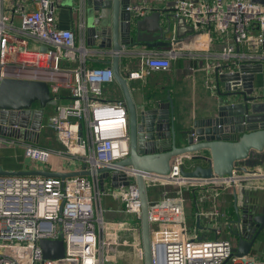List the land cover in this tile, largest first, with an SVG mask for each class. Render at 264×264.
Returning a JSON list of instances; mask_svg holds the SVG:
<instances>
[{
  "label": "built area",
  "instance_id": "built-area-1",
  "mask_svg": "<svg viewBox=\"0 0 264 264\" xmlns=\"http://www.w3.org/2000/svg\"><path fill=\"white\" fill-rule=\"evenodd\" d=\"M62 0H0V80L17 77L47 81L54 98L62 89L70 97L55 106L46 126L52 128L61 147L52 148L0 136L8 144H22L25 156L42 170L70 172L89 170L87 175L0 176V264H116L118 247L130 244L144 262L141 232L142 205L132 168L122 169L130 183L103 192L100 172L130 154L129 112L123 98L107 99L105 87L115 82L111 65L87 66L90 48L86 42V1L79 0L75 28H62L57 9ZM165 1V0H156ZM145 4H129L127 10L145 14ZM174 14L200 32L191 39L172 43L169 49L147 54L136 69H127L130 79H144L146 72L167 71L184 51L203 50L216 33L233 44L223 48L219 61L209 63L205 84L216 89L215 70L238 68L242 63H262L264 69V4L251 0H176ZM230 36V35H229ZM33 41V42H32ZM45 48V50H43ZM104 50V49H100ZM96 52L98 50H95ZM75 53L80 66L63 64ZM122 54V51H121ZM66 66H71L70 69ZM243 90V81L232 90ZM71 156L77 165L62 164ZM181 157H173L168 174H144L149 198L152 264H264V258L237 256L235 239L223 235L227 226L215 225V238L190 231L186 220L184 186H197L200 200L216 198L221 189L239 194L241 188L264 190V175H233L188 178L182 175ZM35 169V170H37ZM175 185L153 192L151 188ZM172 193V194H171ZM102 194L123 205L130 219H109L96 207ZM212 201H214L212 199ZM211 216L224 215L215 204ZM127 234L130 239H122ZM41 239H63L65 256L44 258Z\"/></svg>",
  "mask_w": 264,
  "mask_h": 264
},
{
  "label": "water",
  "instance_id": "water-1",
  "mask_svg": "<svg viewBox=\"0 0 264 264\" xmlns=\"http://www.w3.org/2000/svg\"><path fill=\"white\" fill-rule=\"evenodd\" d=\"M251 1L264 4V0ZM126 6L127 0H90L86 4V9H91L94 16L90 23L86 13V42L91 47L109 49L108 53L113 54L111 66L114 78L121 87L129 112L130 154L118 160L115 168L104 167L99 170L100 189L106 192L107 181L113 189L128 185L130 180L127 173L122 172L123 168H132L137 172L135 177L142 205L141 232L145 258L143 264H152L149 198L144 174H168L172 159L176 156L184 161L181 173L188 178L233 175L236 171L251 172L245 164L250 158H255L254 161L257 162L258 156L264 154V91L260 89L257 80V73L264 69L262 63H242L235 69L226 65L222 72L216 68L215 84L221 97L216 110L205 116L192 117L190 127L186 126L188 117L184 118L182 124H177L174 109L169 102H135L129 80L121 65L123 49H129L125 52L128 57L137 58L144 56V48L170 45L166 35L175 27L170 8L157 7L152 16L137 20L134 26L130 12L124 9ZM149 19L154 21L146 26ZM121 32L126 34V41L121 39ZM239 80L243 81L244 89L232 90V85L237 84ZM222 82L226 86L225 92L221 90ZM57 104L58 100L51 94L47 81L2 78L0 134L20 136L24 133L23 128L29 125L36 131L26 129L27 134L32 137L35 133V140L38 141L39 131L46 117V108ZM33 123L34 125H31ZM187 161H192L193 165L187 167ZM88 174H91V171H21L0 167V176L67 177ZM234 204L236 218L229 231L235 239L233 252L243 257L251 252L264 231V211L249 202L240 208L237 192ZM40 247L44 258L65 256L63 239H41Z\"/></svg>",
  "mask_w": 264,
  "mask_h": 264
},
{
  "label": "crops",
  "instance_id": "crops-1",
  "mask_svg": "<svg viewBox=\"0 0 264 264\" xmlns=\"http://www.w3.org/2000/svg\"><path fill=\"white\" fill-rule=\"evenodd\" d=\"M86 3L90 2V0H85ZM136 2H140L145 4L147 7H151V10H146L145 14L140 15L136 11L127 10V6L129 4H133ZM174 2L176 0H165V1H156V0H127V6L124 8L131 14V20L133 25L135 26L136 21L147 17L152 16L154 10L157 7L161 8H170L169 12L173 16L175 27L167 32V40L170 42L168 46H158L154 48H144L142 57H128L126 55V51L129 49H123L122 52V70L123 73L126 74L127 69H136L142 65L145 58L154 51H164L169 49L172 46V43L191 39L200 31L193 28V26L186 25L180 18H177L174 14ZM79 5V0H62L61 4L57 9V16L59 19V24L62 28H75V23L77 20V6ZM88 10H86L87 13ZM164 18V17H163ZM152 21L149 19L145 24L146 26L150 25ZM178 25H182L179 27ZM84 34H86V30L84 29ZM158 34V33H156ZM230 35V36H229ZM153 36V35H152ZM231 34L229 33L224 38H221L216 33H213L211 36V44L204 48L203 50H192V51H184L178 59H173V64L170 70L167 71H155L151 70L146 72V76L144 79H130L129 85L133 92V97L135 102L138 104H143L148 101L153 102H169L174 109V118L177 124H182L185 117H188L187 127L191 126L192 117L197 116H205L211 111H215L217 105L221 99L220 94L213 88L208 87L205 84V79L207 77V68L206 66L211 63L213 65L217 64L219 61L218 55L219 52L228 45H232ZM121 39L127 40L126 34L121 32ZM88 45V44H87ZM90 53L87 56L86 65L87 66H98V65H112L111 60L113 54L108 53L109 49L100 50L97 47H91ZM102 49V48H101ZM95 50H98L97 52ZM107 51V52H106ZM147 55V56H146ZM71 65L75 67H79L80 63L76 58L74 61L72 60ZM76 64V66H75ZM124 67V68H123ZM257 80L259 82V87L262 91H264V70L260 73H257ZM110 84H115L117 91L113 95H104L107 99H119L123 98L122 90L119 84L115 81ZM108 84V85H110ZM107 85V86H108ZM106 86V87H107ZM105 87V89H106ZM222 92L226 91V86L222 82L221 83ZM106 93V90H105ZM54 109H49V106L46 108V117L49 114L55 112ZM48 122V121H47ZM46 122V123H47ZM24 133L20 134V136H14L15 138H20L21 140L32 141L35 142L34 137L27 134L25 128H23ZM39 144L42 143V146L58 148L60 145L56 140V133L52 128L45 127L43 124L41 127V132L39 135ZM255 158H250V160L245 164L251 172L245 173V176H258L262 177L264 175V154L259 155L256 159L257 162L254 161ZM187 167L193 165L192 161L186 162ZM0 167L5 170H35L40 168L36 164H34L30 159L25 156L24 146L22 144H8L0 141ZM241 173V172H240ZM241 173V174H243ZM107 183V182H106ZM110 185V183H109ZM163 187L162 190H168L169 192H174L176 188H173L172 185H161ZM158 188H151L153 192H160ZM100 187V184H99ZM107 187V185H106ZM196 188L195 192L189 194L188 189L183 188L184 190V204L186 207V220L189 224L190 231L198 233L202 237L207 238H215V225L226 226L223 232L224 236L231 237V232L229 231V227L232 222L235 220V194L230 192L228 189H219L220 195L214 198H208L207 200H200L201 189L197 186H193ZM101 188V187H100ZM107 189V188H106ZM161 190V191H162ZM171 193V194H172ZM238 197V205L240 208L244 206L247 202L250 204H254L257 208H259L262 212L264 211V190H241ZM103 194L101 199L96 202V207H103L107 211H105L106 217L109 219H120L127 218L128 215L123 212V205L119 200L114 199L109 194H104V201L102 202ZM212 199L214 201H212ZM246 202V203H245ZM220 209L221 213H224L225 216L220 215L219 217L211 216L210 212L213 210V205ZM199 221V225H198ZM141 226V222H140ZM122 239H130L127 234L122 236ZM257 249H251V252L248 254L249 256H257L264 258V231L260 234L256 243ZM253 250V251H252ZM119 252V260L116 264H143L140 260L136 247L130 244H121L118 247Z\"/></svg>",
  "mask_w": 264,
  "mask_h": 264
},
{
  "label": "rangeland",
  "instance_id": "rangeland-1",
  "mask_svg": "<svg viewBox=\"0 0 264 264\" xmlns=\"http://www.w3.org/2000/svg\"><path fill=\"white\" fill-rule=\"evenodd\" d=\"M87 18H88V22H92L93 21V18H94V16H93V14H92V10L90 9H88V12H87ZM33 42V41H32ZM72 57L74 58L75 57V53H73V54H68V55H66V57H65V59L66 60H63V64L65 63V64H67V65H69V63L72 61ZM75 66H76V64H75ZM67 68H69L70 69V67L71 66H66ZM124 68V67H123ZM115 91H117V88H116V86H115V84H110V85H108L107 87H106V93H105V95H113L114 93H115ZM52 110V109H54V107H50L49 106V109L48 110ZM52 114V113H51ZM50 116V115H49ZM49 116L47 117V118H45L44 120H43V124L45 125V127H46V122L48 121V119H49ZM8 124H6V126H7ZM31 125H34V123L33 124H31ZM48 127V126H47ZM48 128H50V127H48ZM25 129H29L31 132H33V131H36V129H34V127L33 126H29V125H27L26 126V128ZM51 129V128H50ZM53 130V129H52ZM40 132H41V129H40V131H39V135H40ZM34 135H35V138H36V134L34 133ZM0 136H2V137H4V138H8V139H15V140H20V141H25V142H28V143H33L32 141H26V140H21L20 138H15L14 136H8L7 134H0ZM32 137H34V136H32ZM32 137H31V139H32ZM34 139V138H33ZM32 139V140H33ZM35 140V139H34ZM56 140H57V138H56ZM58 141V140H57ZM35 142L36 143H34V144H37V145H41L42 143H40L39 144V141H36L35 140ZM58 144L60 145V147H61V144H60V142L58 141ZM61 162H62V164H70V165H72V166H75V165H77L78 164V160L76 159V158H74V157H71V156H66V157H62V159H61ZM88 176V178L92 181V182H94V178H93V176H92V174H88L87 175ZM100 178H101V176H100ZM106 185H107V190H113V188L109 185V181H107V183H106ZM161 189H163V187L161 186L160 187V189L159 190H161ZM105 199H104V194H103V199H102V202L104 201ZM257 244H255L254 246H253V250H256L257 248ZM252 250V251H253ZM252 253V252H251Z\"/></svg>",
  "mask_w": 264,
  "mask_h": 264
},
{
  "label": "trees",
  "instance_id": "trees-1",
  "mask_svg": "<svg viewBox=\"0 0 264 264\" xmlns=\"http://www.w3.org/2000/svg\"><path fill=\"white\" fill-rule=\"evenodd\" d=\"M69 97H70V90H68V89H62L61 92H60V94L57 96V98H58V100H59L60 102H62L63 100L68 99ZM49 115H51V114H49ZM49 117H50V116H49ZM46 127H47V126H46ZM172 187H173V188H176L177 186L172 185ZM184 188L188 189L189 194H192V195H193V193H194L195 190H196V188L193 187V186H184ZM161 190H162V189H161ZM161 190H159V191H161Z\"/></svg>",
  "mask_w": 264,
  "mask_h": 264
}]
</instances>
